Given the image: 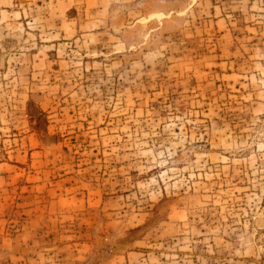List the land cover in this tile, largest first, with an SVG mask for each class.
Instances as JSON below:
<instances>
[{
  "label": "rangeland",
  "instance_id": "374dc122",
  "mask_svg": "<svg viewBox=\"0 0 264 264\" xmlns=\"http://www.w3.org/2000/svg\"><path fill=\"white\" fill-rule=\"evenodd\" d=\"M0 264H264V0H0Z\"/></svg>",
  "mask_w": 264,
  "mask_h": 264
}]
</instances>
